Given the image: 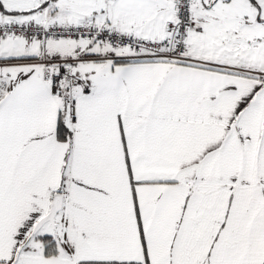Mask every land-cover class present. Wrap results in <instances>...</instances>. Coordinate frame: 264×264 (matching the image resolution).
I'll list each match as a JSON object with an SVG mask.
<instances>
[{"label":"snow or ice","instance_id":"1","mask_svg":"<svg viewBox=\"0 0 264 264\" xmlns=\"http://www.w3.org/2000/svg\"><path fill=\"white\" fill-rule=\"evenodd\" d=\"M0 264H264V0H0Z\"/></svg>","mask_w":264,"mask_h":264}]
</instances>
